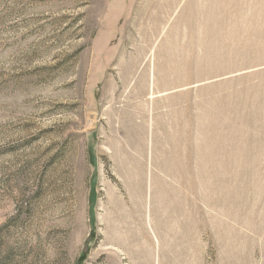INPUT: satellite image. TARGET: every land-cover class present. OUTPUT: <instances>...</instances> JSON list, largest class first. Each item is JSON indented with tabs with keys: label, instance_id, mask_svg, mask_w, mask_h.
<instances>
[{
	"label": "rangeland",
	"instance_id": "obj_1",
	"mask_svg": "<svg viewBox=\"0 0 264 264\" xmlns=\"http://www.w3.org/2000/svg\"><path fill=\"white\" fill-rule=\"evenodd\" d=\"M0 264H264V0H0Z\"/></svg>",
	"mask_w": 264,
	"mask_h": 264
},
{
	"label": "bare ground",
	"instance_id": "obj_2",
	"mask_svg": "<svg viewBox=\"0 0 264 264\" xmlns=\"http://www.w3.org/2000/svg\"><path fill=\"white\" fill-rule=\"evenodd\" d=\"M137 164H139V168H140L139 176L134 175V176L132 177V182L134 183V187H135V191H136V193H141L140 189L143 188V184H144V183H142V181H143V179L145 178V177H144V167H143V162H142L141 160H138V161H137ZM136 170H137V169H136ZM130 175H131V174H130ZM145 184H146V182H145ZM150 185H151V184H150ZM130 186H131V185H130ZM151 189H152V188H151ZM157 190H158V189H157ZM147 193H148V192H147ZM149 193H150V192H149ZM159 194H160V193H159ZM131 195H132V194H131ZM136 195H139V194H136ZM157 195H158V193H157ZM146 197H147V196H146ZM158 197H159V196H158ZM136 198H137V197H135V199H136ZM132 199H134V198H132ZM139 199H140V198H139ZM139 199H137V200H139ZM143 199H144V198H143ZM153 199H154V198H153ZM130 200H131V199H130ZM139 201H140V200H139ZM142 201H143V200H142ZM153 201H154V200H153ZM131 202H132V201H131ZM136 202H137V201H136ZM154 202H155V201H154ZM137 203H138V202H137ZM137 203H136V204H137ZM125 204H126V203H125ZM119 205H122V203L119 204ZM153 205H154V204H153ZM149 206H150V205H149ZM145 207H146V206H145ZM119 208H122V207H119ZM132 208H133V207H132ZM132 208H131V210H132ZM151 208H152V207H151ZM124 210H125V209H124ZM128 210H129V208H128ZM151 210H152V209H151ZM147 211H148V210H147ZM133 212H134V211H133ZM154 212H155V211H154ZM134 213H135V212H134ZM153 214H154V213H153ZM147 215H148V214H147ZM156 216H157V215H156ZM148 217H149V216H148ZM157 217H158V216H157ZM118 218H122V217L120 216V217H118ZM127 218H128V217H127ZM113 219H114V218H113ZM125 219H126V218H125ZM157 219H158V218H157ZM160 219H161V218H160ZM117 220H118V219H117ZM123 220H124V219H123ZM129 220H130V219H129ZM139 220H140V219H139ZM113 221H114V220H113ZM115 221H116V219H115ZM120 221H121V220H120ZM136 221H137V220H136ZM110 222H111V221H110ZM129 222H130V221H129ZM140 222H141V221H140ZM140 222H139V223H140ZM157 222H158V221H157ZM157 222H156V223H157ZM134 223H135V221H134ZM139 223H138V224H139ZM113 224H116V223H113ZM119 224H120V222H119ZM123 224H124V223H123ZM138 224H137V225H138ZM141 224H142V223H141ZM109 225H110V224H109ZM121 225H122V224H121ZM121 225H120V226H121ZM127 225H130V223L127 224ZM149 225H150V224H149ZM144 226H145V225H144ZM150 226H151V225H150ZM109 227H110V226H109ZM111 227H112V225H111ZM111 227H110V228H111ZM118 227H119V226H118ZM122 227L124 228V225H123ZM129 227H130V226H129ZM129 227H126V228H129ZM131 227H132V225H131ZM131 227H130V228H131ZM138 227H139V226H138ZM110 228H109V229H110ZM123 228H122V230H124ZM130 228H129V229H130ZM113 229H114V228H113ZM113 229H112V231H113ZM115 229H116V228H115ZM117 229H118V228H117ZM117 229H116V230H117ZM116 230H115V231H116ZM127 230H128V229H127ZM150 230H151V229H150ZM115 231H114V232H115ZM124 231H125V230H124ZM124 231H122V232L124 233ZM135 231H136V230H135ZM120 232H121V229H120ZM125 232H128V234H130V233H129L130 231H125ZM132 232H133V230H132ZM146 232H148V231H146ZM146 232H145V233H146ZM151 232H152V230H151ZM135 233H136V232H135ZM142 233H143V232H142ZM152 233H153V232H152ZM118 234H119V233H118ZM124 234H125V235H128V234H126V233H124ZM133 234H134V233H133ZM133 234H131V235H133ZM149 234H150V233H149ZM149 234H148V236H149ZM116 235H117V234H116ZM121 235L123 236V234H121ZM121 235H120V236H121ZM136 235H137V233H136ZM118 236H119V235H118ZM122 236H121V237H122ZM143 236H144V235H143ZM145 236H146V235H145ZM150 236H151V235H150ZM154 236H155V235H154ZM115 237H116V236H115ZM125 238H126V237H125ZM129 238H130V237H128V241H129ZM144 238H145V237H144ZM114 239H115V238H114ZM114 239H112V240H114ZM159 239H160V238H159ZM121 240H122V238H121ZM121 240L119 241V243L122 242ZM116 241H117V240H116ZM116 241H115V243H118V242H116ZM139 241H141V239H140ZM149 241H150V240H149ZM155 241H156V240H155ZM123 242H124V241H123ZM131 242H132V241H131ZM133 242L135 243V241H133ZM128 243H129V242H128ZM128 243H127V244H128ZM136 243H137V242H136ZM143 243H144V242H143ZM121 244H123V243H121ZM125 244H126V243H125ZM127 244H126V245H127ZM131 244H132V243H130V248H131ZM156 244H157V243H156ZM116 245H117V244H116ZM123 245H124V244H123ZM123 245H122V246H123ZM128 245H129V244H128ZM132 245H133V244H132ZM135 245H136V246H135ZM135 245H133V246H134L135 248H137V244H135ZM138 245H139V244H138ZM147 245H148V244H147ZM157 245H158V244H157ZM117 246H118V245H117ZM119 246H120V244H119ZM124 247H127V246H124ZM138 247H139V246H138ZM130 248H129V250H130ZM126 250H128V248H127ZM129 250H128V253H129ZM131 250H132V249H131ZM131 250H130V251H131ZM130 253H131V252H130ZM116 255H117V254H116ZM139 260H140V259H139ZM149 262H150V261H149V259L147 258V263H149Z\"/></svg>",
	"mask_w": 264,
	"mask_h": 264
}]
</instances>
